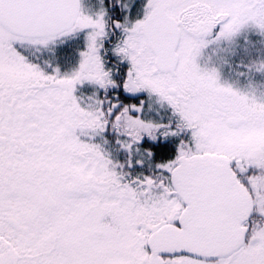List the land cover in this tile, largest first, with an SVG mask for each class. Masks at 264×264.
I'll list each match as a JSON object with an SVG mask.
<instances>
[{"label": "snow or ice", "instance_id": "1", "mask_svg": "<svg viewBox=\"0 0 264 264\" xmlns=\"http://www.w3.org/2000/svg\"><path fill=\"white\" fill-rule=\"evenodd\" d=\"M0 264H264V0H0Z\"/></svg>", "mask_w": 264, "mask_h": 264}]
</instances>
